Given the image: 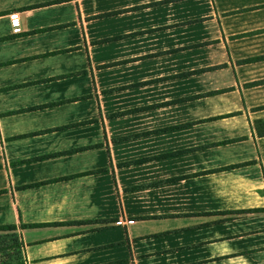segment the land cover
I'll use <instances>...</instances> for the list:
<instances>
[{"label":"crops","instance_id":"obj_1","mask_svg":"<svg viewBox=\"0 0 264 264\" xmlns=\"http://www.w3.org/2000/svg\"><path fill=\"white\" fill-rule=\"evenodd\" d=\"M0 226L25 264H264V0H0Z\"/></svg>","mask_w":264,"mask_h":264},{"label":"rangeland","instance_id":"obj_2","mask_svg":"<svg viewBox=\"0 0 264 264\" xmlns=\"http://www.w3.org/2000/svg\"><path fill=\"white\" fill-rule=\"evenodd\" d=\"M0 264H25L22 243L14 232L0 231Z\"/></svg>","mask_w":264,"mask_h":264},{"label":"built area","instance_id":"obj_3","mask_svg":"<svg viewBox=\"0 0 264 264\" xmlns=\"http://www.w3.org/2000/svg\"><path fill=\"white\" fill-rule=\"evenodd\" d=\"M8 19L11 27V32L13 34L21 33L19 13L18 12L10 13Z\"/></svg>","mask_w":264,"mask_h":264},{"label":"trees","instance_id":"obj_4","mask_svg":"<svg viewBox=\"0 0 264 264\" xmlns=\"http://www.w3.org/2000/svg\"><path fill=\"white\" fill-rule=\"evenodd\" d=\"M15 230L16 229L14 226H0V231H11V232L16 233Z\"/></svg>","mask_w":264,"mask_h":264}]
</instances>
